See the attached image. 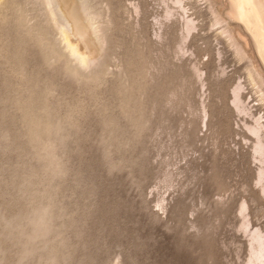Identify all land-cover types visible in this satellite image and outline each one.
<instances>
[{"label": "rangeland", "instance_id": "obj_1", "mask_svg": "<svg viewBox=\"0 0 264 264\" xmlns=\"http://www.w3.org/2000/svg\"><path fill=\"white\" fill-rule=\"evenodd\" d=\"M25 2L0 6V264H244L239 206L249 230L264 233V196L251 120L230 98L249 63L262 67L238 35L241 61L219 36L227 24L240 31L235 22L211 28L229 1L184 0L197 29L182 44L180 11L165 20L161 0H71L91 20L85 67L45 1ZM59 8L54 18L65 24ZM243 93L257 103L250 88ZM263 105L252 113L264 117ZM38 116L61 130L29 137ZM41 207L53 223L29 243L36 230L25 226Z\"/></svg>", "mask_w": 264, "mask_h": 264}, {"label": "bare ground", "instance_id": "obj_2", "mask_svg": "<svg viewBox=\"0 0 264 264\" xmlns=\"http://www.w3.org/2000/svg\"><path fill=\"white\" fill-rule=\"evenodd\" d=\"M5 1L6 0H0V6ZM12 1L14 2V0H12ZM25 1L27 2V0H25ZM44 1L46 3V6H47L46 7L48 10L47 13L51 16L52 22H54L56 24L58 32H59L58 35H60L61 41L65 45V49L69 51L70 55L76 59L75 61H77L80 66L85 67L87 65V62H88L87 54L89 53L91 46L95 45V44L93 41L94 39L92 40L91 35H90V33L92 32V27L90 24V21H91L90 18L87 17V19L82 20L81 17L78 16V14H87L84 4L78 5V3H76L77 5H75V3L73 2L75 7L73 6V9L71 10L70 9L71 6L69 7L71 0H44ZM168 1L174 7L168 6V4H167ZM228 1H229V13L225 15L226 18L222 19V18H220L219 15H215L213 13H210V14L214 15L212 24L210 23L211 24L210 26H211V28L212 27L214 28L215 26L219 27V25L221 27V25L226 24V21L228 22L229 20L235 22L241 28L240 31L236 28L231 29L230 26L227 24L226 26L222 27L220 29V31L218 30L219 36L224 39L225 43L227 44V46L229 48L233 49V54H234L235 59L237 61H241L244 58H246V55H245L243 48L235 40L234 36L236 35V38L239 36L241 38L242 44H244V46L248 45V44L251 45V47L254 51V54L257 57V59L259 60L261 67H262V70H261L259 67L252 66V64L249 63V66H246L244 69V71H245L244 76L246 78V82H245L246 84L243 85L239 82V80L236 79L237 82H236V84H234V86L231 90V98L230 99H231V105H232L233 109L235 110L234 111L235 114L237 113L236 115L243 116L244 118L247 117L251 120L248 123L244 121L245 122L244 127H245L246 131L248 132L247 134H249V136L251 137V139L249 138L250 150H251L250 151V159L252 160L253 163L257 164L256 170H255V175H254V176H256L255 177V185L259 187L260 194L262 196H264V121H263L264 117L260 116L259 114L256 115V114L252 113L253 112L252 107H257V106H260L261 104L262 105L264 104V0H263V2H262V0H228ZM17 3H19V2L17 1ZM67 3H68V5H67ZM161 3L165 5V8H164L165 10L163 11L164 12L163 18L165 20L168 19L169 17H172L171 14H173V13H171V11L173 9L175 11H180V12H177V13L174 12V13L179 14V16L182 20L181 28H180V30H181L180 43L183 44V42L189 37V35H191L197 29L196 19H193V17H191L192 14L191 15L187 14V10L185 9L186 4H185L184 0H161ZM59 4L61 5L62 8L64 7L63 9L66 11V14H67L66 17L67 16L69 17L68 20H67V18L65 19V24H60V22L55 19L56 17L54 14H57L58 12H60ZM19 5H21V7H24V8L27 6V5L22 6V3ZM19 5H18L16 11L18 13V20L22 21L24 19L25 11L27 12V10H25L24 8L22 9ZM14 6H16V5H14ZM68 8L70 10H68ZM16 11H15V13H16ZM65 11L63 14H65ZM209 11H211V10H209ZM26 14H28V13H26ZM59 14H62V12ZM36 30H38V29H36ZM90 30H91V32H90ZM234 33H235V35H234ZM39 34L41 37L45 36L44 38H46L48 36L47 33L45 32L44 27L40 28ZM216 36H217V34H216ZM239 37L237 39H239ZM95 38H96V36H95ZM73 39H75V40H73ZM217 53H219V52H217ZM47 55H48V53H47ZM217 55H219V54H217ZM217 57H219V56H217ZM221 72H223V70L220 71V73ZM197 73H199V71H197ZM248 87L250 88V93L253 92V94L255 95L253 97H257V100L255 101L257 103L253 104L252 106L251 105L249 106V102H246L245 97L242 96L244 94L243 92L245 90L249 89ZM245 94H246V92H245ZM249 97L247 99H249ZM126 98H124V99H126ZM126 103L127 102L125 101V104ZM56 123H51V121L50 122L45 121L42 116H38L36 118L30 119L29 124H30V127H32V134L29 137H32L33 139H35L36 137H38L42 134H46V135L50 134L52 136L51 133L58 132L60 129V124L59 123L56 124ZM137 124L139 125L140 121H137ZM38 149H40V148H38ZM48 150H49V148H48ZM50 150H51V148H50ZM51 152H52V150H51ZM40 156L43 157L44 155L41 154ZM47 156L48 155L44 156L43 159H45V157H47ZM50 156H52V155H50ZM49 159H47V160L49 161ZM49 165L50 164H48V166ZM52 167H53V165H52ZM58 168L59 167H57V169ZM49 169H51V168H49ZM57 169L54 168L52 170V172L54 174H53V176H51L52 175L51 174L50 178L54 177V175H56L55 171L57 172ZM45 171H46V169H45ZM238 215H239V221H238V224H239L238 227L239 228L238 229L243 234H245L244 236L246 238H248L247 239V242H248L247 253L248 254H247L246 262L244 264H264V233L260 229H257V228L249 230L250 222L248 221L249 218H247L246 209H245L244 204H241L239 206ZM52 223H53V220H52V218L48 212V208L47 207L39 208L37 210V216L35 217L34 221L31 223V226H29V225L25 226L26 229L31 230V227H33V229L36 230L35 235L29 238V240H28L29 243L36 242L38 239H41L42 238L41 236L43 234L40 232L45 231V229L48 228ZM246 234H247V236H246ZM33 253L34 252L32 249L28 250L26 252L27 257H24L21 261L28 259L31 255H33ZM44 264H57V263L55 261V258L50 257L46 261H44Z\"/></svg>", "mask_w": 264, "mask_h": 264}]
</instances>
